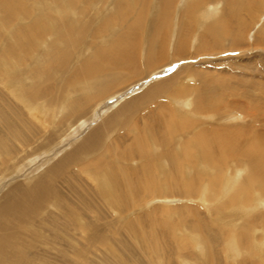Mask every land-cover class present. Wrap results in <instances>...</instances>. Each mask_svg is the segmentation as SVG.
<instances>
[{"label":"bare ground","instance_id":"6f19581e","mask_svg":"<svg viewBox=\"0 0 264 264\" xmlns=\"http://www.w3.org/2000/svg\"><path fill=\"white\" fill-rule=\"evenodd\" d=\"M0 264H264V0H0Z\"/></svg>","mask_w":264,"mask_h":264},{"label":"rangeland","instance_id":"374dc122","mask_svg":"<svg viewBox=\"0 0 264 264\" xmlns=\"http://www.w3.org/2000/svg\"><path fill=\"white\" fill-rule=\"evenodd\" d=\"M184 64L186 63V62H183ZM176 66H178V64L176 65ZM180 66V65H179Z\"/></svg>","mask_w":264,"mask_h":264}]
</instances>
